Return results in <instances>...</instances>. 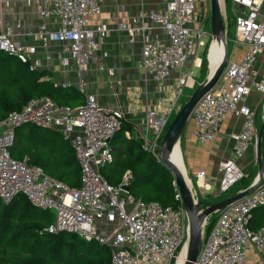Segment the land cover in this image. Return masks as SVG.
<instances>
[{
  "label": "built area",
  "instance_id": "obj_1",
  "mask_svg": "<svg viewBox=\"0 0 264 264\" xmlns=\"http://www.w3.org/2000/svg\"><path fill=\"white\" fill-rule=\"evenodd\" d=\"M104 0H27L41 20H52L55 30L42 22L35 37L42 50L51 43L62 45L56 52L60 64L74 68L79 91L84 92L83 71L103 44L106 28L101 21ZM205 0H161L158 11L150 10L134 17L128 27L118 26L132 40L141 37V67L155 83L176 76L172 96L153 109L146 110L139 130L133 137L142 148L158 159L160 139L178 107L184 88L192 87L193 78L184 65L196 43L203 36V25L194 14L196 3ZM242 7L234 17L233 44L245 48L239 62L228 57L221 77L191 112L198 145L213 142L225 120L241 118L230 157L222 163L217 195L222 197L243 177L239 161L249 149L256 152V114L245 100L254 91L264 95V78H258L255 64L264 53V22L260 16L262 0H232ZM0 51L16 56L30 69L40 61L35 46L12 40V29L5 27L1 16ZM150 23V26L146 25ZM154 30V33H151ZM156 30L164 37L159 36ZM111 75V73H110ZM179 109V108H178ZM124 121L119 108L100 105L95 96L85 94L78 107L57 106L48 97L29 100L20 111H12L0 120V201L9 205L22 195L35 208L51 211L48 234L69 233L110 249L109 264H177L187 235V222L180 208L144 202L128 192L132 174L126 172L119 185L112 186L100 170L113 162L111 141ZM24 125L58 131L74 153L80 171V187L70 189L51 179L28 159L15 160L9 150L15 130ZM205 173L195 179L204 181ZM205 182V181H204ZM204 186H208L205 182ZM127 189V191L124 190ZM176 199L180 201L177 193ZM264 204V185L217 212L194 264H247L252 249L264 264V227L251 231L250 212Z\"/></svg>",
  "mask_w": 264,
  "mask_h": 264
},
{
  "label": "trees",
  "instance_id": "obj_2",
  "mask_svg": "<svg viewBox=\"0 0 264 264\" xmlns=\"http://www.w3.org/2000/svg\"><path fill=\"white\" fill-rule=\"evenodd\" d=\"M225 2L227 25L234 27L231 0ZM227 39H230L229 34ZM40 96L48 97L57 106L84 104L83 95L76 88L57 86L51 73L30 69L16 56L0 51V120ZM133 129L122 122L111 141L113 162L100 170L102 177L108 184L117 186L123 175L130 172L128 192L134 198L180 208L170 171L142 148L141 141L131 134H134ZM9 153L15 160L27 158L30 165L39 167L51 179L70 189L80 187V171L74 153L55 130L21 126L15 130V141ZM262 161L264 164V131ZM247 180L248 176H244L222 198L246 189ZM52 213L33 207L22 195L6 206L0 201V264H109L110 249L106 246L87 242L74 234H48L46 228L53 221ZM215 220L216 215L210 218L205 235ZM248 227L251 231L264 227V204L252 209Z\"/></svg>",
  "mask_w": 264,
  "mask_h": 264
},
{
  "label": "crops",
  "instance_id": "obj_3",
  "mask_svg": "<svg viewBox=\"0 0 264 264\" xmlns=\"http://www.w3.org/2000/svg\"><path fill=\"white\" fill-rule=\"evenodd\" d=\"M26 1L4 0L1 7L4 25L12 29V40L20 45L37 48V57L40 61V67L37 70L51 73L55 85L62 88L74 87L79 91V79L75 69L63 67L56 57V52L62 45L51 43L44 51L35 37L38 26L42 22H45L51 30H55L57 24L52 20H41L35 7L27 5ZM161 7V0H104L101 21L107 30L106 36L103 44L95 52L94 58L83 71L84 92L79 91L83 95V100L85 101V94H91L100 105L119 108L123 113L124 122L133 126V131L139 130L142 126L146 110L166 103L172 96L176 76L173 75L163 83L153 82L141 67V37L137 35L131 40L126 32L118 29V26L124 24L128 27L134 17L150 10L158 11ZM242 10L240 5L231 0V12L234 17ZM260 16L264 22V0L260 3ZM145 23L150 26L149 22L145 21ZM154 32L151 30V33ZM156 33L164 37L159 30H156ZM238 48L242 50L238 52ZM244 51V47L235 46V49L230 51L229 57L234 62H239ZM187 67H190L188 60L184 69L188 70ZM255 69L258 73L257 77L264 78V53L258 55ZM189 88L193 89L194 86ZM262 98L264 95L253 91L245 103L256 113ZM240 124V117L229 116L220 127L213 142L200 146L196 142L193 121L187 122L179 146L184 157L185 168L192 179H195L197 172H204V181L208 184L204 186V181H192L194 182L192 192L197 200H207L208 197L211 200L219 198L217 185L220 179V168L222 163L230 157L233 145L230 136L238 132ZM60 136L62 137L61 134ZM65 142L70 147L69 143ZM252 150L249 149L238 162L242 169L247 170L253 164ZM247 261V264H260L252 249L247 251Z\"/></svg>",
  "mask_w": 264,
  "mask_h": 264
},
{
  "label": "water",
  "instance_id": "obj_4",
  "mask_svg": "<svg viewBox=\"0 0 264 264\" xmlns=\"http://www.w3.org/2000/svg\"><path fill=\"white\" fill-rule=\"evenodd\" d=\"M210 3V36L212 41H220L223 46V56L216 69L209 73L194 89L186 102L177 112L173 120L168 125L161 145L159 147V161L170 171L174 178V184L180 197V202L184 210L187 222V235L184 242L186 247L183 264H194L200 251L203 239L204 228L210 216L223 210L231 203L247 196L253 192L263 181L264 164L262 161V135L264 131V117L257 132L256 139V162L257 174L252 183L244 190L239 191L233 196H229L215 202L207 204L195 200L191 187L186 183L180 169L173 162L171 155L176 146H180V140L184 128L189 121L191 112L196 107L200 99L210 91L217 83L224 70L228 59L227 37L225 32V19L219 0H209ZM180 149V148H179ZM127 191L126 188H124ZM203 208V209H202Z\"/></svg>",
  "mask_w": 264,
  "mask_h": 264
},
{
  "label": "rangeland",
  "instance_id": "obj_5",
  "mask_svg": "<svg viewBox=\"0 0 264 264\" xmlns=\"http://www.w3.org/2000/svg\"><path fill=\"white\" fill-rule=\"evenodd\" d=\"M222 12H223V16L225 19L226 37L228 34L230 36V39H227V48H228V57H229L230 51L235 49V46L232 42L233 36H234V27H233V25H231V27H229L227 25L225 0H223V3H222ZM194 14L198 17V19H200V21L203 25V32H204L202 38L197 41L195 49L191 52L189 58H187V60L190 63V67H187V69L190 70L191 76L193 78V83H192L193 85L192 86H194V88L193 89L187 88V87L184 88L183 94L180 97L179 102H178V107L173 112V114L170 118V122L173 120V118L175 117L177 112L180 110V108L186 102L188 97L192 94V92L197 87V85L200 84L204 79H206L208 77L209 71L213 67V51H212L213 50L212 49L213 41H212V38L210 36V3H209V0H205L203 3L197 2ZM241 50H242L241 48L237 49L238 52ZM185 63L187 64V62H185ZM183 67H185V65ZM256 113H257V132H258V129L261 126L262 121H263V117H264V98L261 99L260 104L256 110ZM252 154L254 155L253 156L254 162L250 166V168H248L247 170L241 168L244 176H248V179H249V180H247V181H249L248 186L252 183V181L254 180V178L257 174V162H256L255 149L252 150ZM182 158L184 161L183 154H182ZM186 172H187V169H186ZM187 180L190 184L191 190L193 191L192 185L194 184V182L192 183V181H194L196 179H192L190 177V175H188V173H187ZM262 184L264 185V182L261 183L260 185H262ZM230 196H232V194ZM222 197L217 198V199L215 198V200L214 199L211 200L210 197H208L207 200H197L196 198H195V200H197L198 202L213 204L216 202V200L217 201L222 200L223 199ZM214 215H212V216H214ZM212 216L209 217V219L207 220V223L209 222V220ZM216 216H217V213H216ZM204 235H205V228H204L203 236Z\"/></svg>",
  "mask_w": 264,
  "mask_h": 264
},
{
  "label": "bare ground",
  "instance_id": "obj_6",
  "mask_svg": "<svg viewBox=\"0 0 264 264\" xmlns=\"http://www.w3.org/2000/svg\"><path fill=\"white\" fill-rule=\"evenodd\" d=\"M219 2H220L221 9H222L223 0H219ZM212 49H213L212 50L213 51V67L209 71V73H212L216 69V67L220 63L222 56H223V46H222L220 41H217L214 39L213 44H212ZM171 158H172L173 162L176 163V165L180 169L181 173L183 174V176L185 178L186 183L190 186V184L187 180V172H186V168H185L184 161L182 158V154H181V151H180L178 146H176L174 148L173 153L171 155ZM185 251H186V247L183 246L182 250L180 252V257L178 258L177 264H183Z\"/></svg>",
  "mask_w": 264,
  "mask_h": 264
}]
</instances>
